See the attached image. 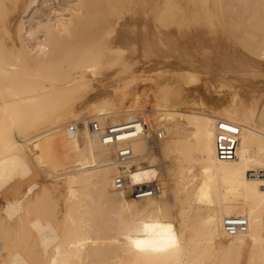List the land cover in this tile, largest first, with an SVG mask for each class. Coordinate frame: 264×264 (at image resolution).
Instances as JSON below:
<instances>
[{
    "label": "bare ground",
    "instance_id": "obj_1",
    "mask_svg": "<svg viewBox=\"0 0 264 264\" xmlns=\"http://www.w3.org/2000/svg\"><path fill=\"white\" fill-rule=\"evenodd\" d=\"M129 114L149 134L93 136ZM125 145L159 192L117 189ZM0 264H264V0H0Z\"/></svg>",
    "mask_w": 264,
    "mask_h": 264
},
{
    "label": "built area",
    "instance_id": "obj_2",
    "mask_svg": "<svg viewBox=\"0 0 264 264\" xmlns=\"http://www.w3.org/2000/svg\"><path fill=\"white\" fill-rule=\"evenodd\" d=\"M112 124L101 131L97 122L91 124L92 134L96 138L103 139L104 143L113 144L117 141L128 140L138 135L149 134L148 124L145 118L139 114H129L121 123ZM72 132L77 130V126L71 125ZM240 127L236 123L217 118L214 121V144L216 156L221 161L233 160L236 156L237 145L239 141ZM159 136L162 132L159 131ZM133 157L132 149L125 145L120 149L117 155V162L120 166L121 173L115 177V185L121 192L128 193L136 198L148 197L156 194L162 189V184L156 180L143 183L132 182L130 178L131 165ZM248 219L245 216H227L224 219L223 227L230 234H238L248 229Z\"/></svg>",
    "mask_w": 264,
    "mask_h": 264
},
{
    "label": "rangeland",
    "instance_id": "obj_3",
    "mask_svg": "<svg viewBox=\"0 0 264 264\" xmlns=\"http://www.w3.org/2000/svg\"><path fill=\"white\" fill-rule=\"evenodd\" d=\"M205 75H206V74H205ZM205 75L202 76V74H201L202 77H200V81H201L202 83H204V84H205L206 82H208V78H207ZM208 77H209V76H208ZM202 78H203V79H202ZM209 78H210V77H209ZM203 80L206 81V82H204ZM200 81H199V83H201ZM199 83H196V85H198ZM202 83H201V85H202ZM141 84H143V85H141ZM192 85H195V83L192 84ZM192 85H190V86H192ZM199 85H200V84H199ZM199 85L197 86L198 89H200V87H201V86L199 87ZM145 86H146V82L140 83V84H139V89H140V90H143V89L145 88ZM204 86H205V85H204ZM210 86H211V87H210ZM195 87H196V86H195ZM206 87H207V86H205L204 88L202 87V88L204 89V91H203L202 88H201L200 90H198V89H197V90H198L199 92L201 91L200 94L202 95V97H204V96L206 95V97H205V98H206V101L208 100V98L210 99L209 101H211V98H212V97L215 98V96H213V95H215V94L213 93V92L215 91V88L212 87V84H211V83L208 84V87H207V88L210 87L211 89H210V88H209V89H206ZM189 88L194 89V86H193V87H189ZM207 91H208V93H207ZM210 91H211V93H210ZM199 92H198V94H199ZM202 92H203V93L205 92V93H204L205 95H204ZM149 95H150V97L152 98V94H149ZM207 96H209V97H207ZM211 96H212V97H211ZM146 102H147L146 104H147L148 106H145V109H143V110H144L146 113H153V112L155 111V109H154V104H153L152 101H150V100H149V101H146ZM207 102H208V101H207ZM211 104H213V103L211 102ZM211 104H210V106H211ZM216 105H217V104H216ZM216 105L213 104V106L217 107L218 105H217V106H216ZM213 106H212V107H213ZM83 142H84V141H83Z\"/></svg>",
    "mask_w": 264,
    "mask_h": 264
},
{
    "label": "snow or ice",
    "instance_id": "obj_4",
    "mask_svg": "<svg viewBox=\"0 0 264 264\" xmlns=\"http://www.w3.org/2000/svg\"><path fill=\"white\" fill-rule=\"evenodd\" d=\"M148 226H145V228H147ZM137 247H140V242H137Z\"/></svg>",
    "mask_w": 264,
    "mask_h": 264
}]
</instances>
